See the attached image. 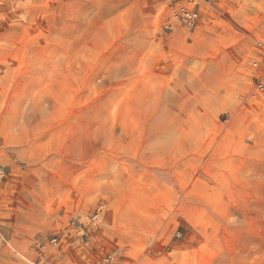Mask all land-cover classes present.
I'll return each instance as SVG.
<instances>
[{
  "label": "rangeland",
  "instance_id": "374dc122",
  "mask_svg": "<svg viewBox=\"0 0 264 264\" xmlns=\"http://www.w3.org/2000/svg\"><path fill=\"white\" fill-rule=\"evenodd\" d=\"M174 1L0 0V264H264V0Z\"/></svg>",
  "mask_w": 264,
  "mask_h": 264
},
{
  "label": "built area",
  "instance_id": "2783aa9c",
  "mask_svg": "<svg viewBox=\"0 0 264 264\" xmlns=\"http://www.w3.org/2000/svg\"><path fill=\"white\" fill-rule=\"evenodd\" d=\"M215 0H175L171 9L169 18L165 24L166 28L171 29L173 23L190 30L196 27L202 8L211 6ZM257 55L254 59L248 62L249 66L254 70V85L248 94V97L254 98L256 96L264 97V42H257ZM2 173H0V178ZM103 212V205H98L94 214L91 216L92 221H97ZM55 242V240H53ZM114 255L106 254L101 264H113Z\"/></svg>",
  "mask_w": 264,
  "mask_h": 264
}]
</instances>
